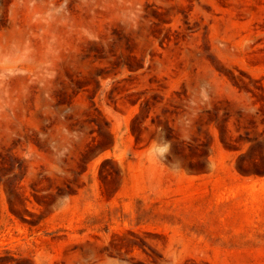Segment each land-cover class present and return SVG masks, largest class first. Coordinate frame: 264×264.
<instances>
[{
	"label": "rangeland",
	"instance_id": "obj_1",
	"mask_svg": "<svg viewBox=\"0 0 264 264\" xmlns=\"http://www.w3.org/2000/svg\"><path fill=\"white\" fill-rule=\"evenodd\" d=\"M0 264H264V0H0Z\"/></svg>",
	"mask_w": 264,
	"mask_h": 264
}]
</instances>
